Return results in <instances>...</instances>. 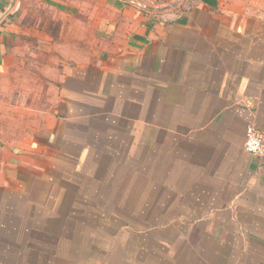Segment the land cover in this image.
Instances as JSON below:
<instances>
[{"label": "crops", "instance_id": "crops-1", "mask_svg": "<svg viewBox=\"0 0 264 264\" xmlns=\"http://www.w3.org/2000/svg\"><path fill=\"white\" fill-rule=\"evenodd\" d=\"M173 1L0 0V83L38 51L59 84L2 152L0 213L78 231L104 220L67 208H121L124 264H152L149 237L180 264H264V157L245 150L249 124L264 137V0L136 3Z\"/></svg>", "mask_w": 264, "mask_h": 264}, {"label": "rangeland", "instance_id": "rangeland-1", "mask_svg": "<svg viewBox=\"0 0 264 264\" xmlns=\"http://www.w3.org/2000/svg\"><path fill=\"white\" fill-rule=\"evenodd\" d=\"M150 5L159 4L150 3ZM36 53L37 55L27 57L25 63L22 62L20 68L13 73L14 75L11 74L0 83V161L2 152L26 137L33 129L36 117L56 100L58 80L46 77L43 56L38 51ZM37 60H41V63L39 64ZM23 209L28 210V208H21L22 211ZM114 210L118 211L121 208H67L64 214L71 213L84 217L90 211L94 213L99 211L101 220H104L100 223H77V227H80L77 231L75 224L62 228H50L52 224L47 222L36 224L37 208L35 207L30 208V212L23 215H15L11 208H3L2 214L0 213V221H2L0 223V264H124L123 251L119 250L118 243L125 245L129 231L134 229L124 228L120 231L125 224L111 221ZM127 211H130V208L122 209V213ZM48 218H52L51 213ZM133 222L136 224L128 222L130 227H144L136 229V232L147 231L157 225L149 223L141 225L139 222ZM52 235L55 238L59 237L57 241L51 238ZM61 242L64 243L62 246L65 253L58 254L54 251L60 250ZM165 247L154 237H149L144 241L142 248L145 250L144 253L148 254L147 261L152 264H180L179 255Z\"/></svg>", "mask_w": 264, "mask_h": 264}, {"label": "built area", "instance_id": "built-area-1", "mask_svg": "<svg viewBox=\"0 0 264 264\" xmlns=\"http://www.w3.org/2000/svg\"><path fill=\"white\" fill-rule=\"evenodd\" d=\"M185 1L186 3L189 1V4L187 3V5H192L197 3L199 0ZM245 150L254 156L264 157V137L254 123L249 124L246 128Z\"/></svg>", "mask_w": 264, "mask_h": 264}, {"label": "water", "instance_id": "water-1", "mask_svg": "<svg viewBox=\"0 0 264 264\" xmlns=\"http://www.w3.org/2000/svg\"><path fill=\"white\" fill-rule=\"evenodd\" d=\"M16 1H17V0H13L11 6L9 7V9L6 11L5 14H7L8 12H10V11L13 9V7H14ZM180 1H181V0H175V1H173L172 3L167 4V5H165V6H153V5L145 4V3H142V2H136V3H137L138 5H140L141 7H144V8H146V9H149V10H152V11H157V12H162V11H166V10H169V9L174 8L176 5L179 4ZM2 17H3V16H2ZM2 17H0V21H1Z\"/></svg>", "mask_w": 264, "mask_h": 264}]
</instances>
